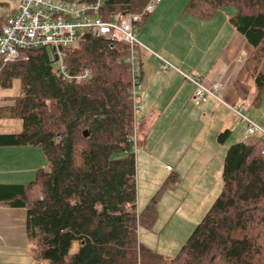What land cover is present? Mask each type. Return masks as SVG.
Masks as SVG:
<instances>
[{"label":"trees","instance_id":"16d2710c","mask_svg":"<svg viewBox=\"0 0 264 264\" xmlns=\"http://www.w3.org/2000/svg\"><path fill=\"white\" fill-rule=\"evenodd\" d=\"M149 1L106 0L103 16L138 13ZM230 6L235 30L252 47L264 45V0H190L187 10L206 18ZM63 53L69 72L89 67L93 78L63 81L50 47L25 49L0 69L1 87H11L17 78L21 89L0 106V118L22 121L21 131L0 132V146H38L50 165L27 183L0 184V204L27 210L28 239L38 246L36 264L40 259L44 264H264V137L228 147L221 193L179 253L167 258L141 242L138 229L154 226L159 197L180 177L172 173L138 209L132 145L141 126L130 93L128 45L111 46L83 33ZM253 79L252 104L259 106L264 72ZM230 135L226 129L218 141L225 143Z\"/></svg>","mask_w":264,"mask_h":264},{"label":"crops","instance_id":"0c3cea01","mask_svg":"<svg viewBox=\"0 0 264 264\" xmlns=\"http://www.w3.org/2000/svg\"><path fill=\"white\" fill-rule=\"evenodd\" d=\"M18 1L0 0V24L14 12ZM189 2L161 0L142 23L143 28L137 30L138 39L144 45L139 49L142 73L139 113L143 115V120L152 117V120L149 119L147 139L153 137L157 148L161 144L160 153L164 151L167 161L166 171L178 173L182 184H197L196 193L199 192L200 196L194 199H201L204 203L212 191L202 186L211 184L214 178L222 175L228 147L235 141L244 140L245 123L242 121L241 140L234 138L231 142L220 144L218 135L228 124L225 123V117L219 116L227 115L226 110L230 108L227 104L236 108L238 103H242V108L247 106L249 96L255 95L256 85L253 87L250 80L257 73L264 72V45L252 47L230 24L229 17L236 12L233 7L213 12L206 18H198L187 10ZM169 8L178 9L180 14L177 19L170 18ZM222 36L225 41L220 44ZM174 38L186 42L188 50L179 52L172 41ZM163 60L171 64L166 71L161 68ZM184 74H196L208 83H223L227 104L209 97L206 102H201L205 105L197 106L192 101L196 86L186 80ZM5 104L9 103H1L0 106ZM220 104L226 109L221 108ZM139 113L136 122L141 125L146 120L137 121ZM208 113L216 116V121L213 131L206 132V127L199 126L198 121L199 116L203 120V116ZM253 116L252 120L264 127L258 121L261 120L258 114L254 113ZM188 136L192 137L191 146L187 149ZM221 145H228L224 152ZM161 156L159 154L158 158ZM49 166L38 146H0V184L27 183L35 178L38 169H47ZM144 196L139 195L140 201ZM27 221L25 208L0 204V264L38 263L33 243L28 239Z\"/></svg>","mask_w":264,"mask_h":264},{"label":"built area","instance_id":"2783aa9c","mask_svg":"<svg viewBox=\"0 0 264 264\" xmlns=\"http://www.w3.org/2000/svg\"><path fill=\"white\" fill-rule=\"evenodd\" d=\"M161 0H150L141 12L124 15L103 16L106 0H19L14 12L0 28V69L9 62L21 58L22 51L36 47H50L54 53V66L59 77L73 84H81L93 78L89 67L71 73L63 63V49L75 45L83 33L107 40L111 46L125 43L129 54L125 61L131 67V99L135 115L140 110L139 98L142 92L141 60L139 49L144 45L138 39L137 25L153 12ZM171 64L163 60L161 68L166 71ZM186 80L195 84L194 99L206 102L209 97L227 104L224 100L225 85L219 81L208 83L204 78L184 74ZM233 108L245 123L244 137L250 141L253 136L264 137V127L244 116L241 109ZM136 142V133L133 135Z\"/></svg>","mask_w":264,"mask_h":264},{"label":"rangeland","instance_id":"374dc122","mask_svg":"<svg viewBox=\"0 0 264 264\" xmlns=\"http://www.w3.org/2000/svg\"><path fill=\"white\" fill-rule=\"evenodd\" d=\"M169 12L170 18L173 20L177 19V16L180 14L177 8H169ZM142 26L143 24L137 25V29L141 30V28H143ZM172 41L179 48V52L187 51L189 48V46L184 41L182 42L180 40H176V38H174ZM223 41H225L224 36L221 37L220 44H222ZM250 82L252 83V86L255 87L254 79L250 80ZM20 92V80L17 78L13 80L11 87L4 88L0 86V104L12 102L13 98L20 95ZM253 95L254 94L249 96V99L246 102L247 106L240 108L242 103H238L235 109H241L243 115L249 119H252V117H254V113H257L259 118H261V120L258 119V121L264 126V95L262 104L257 108L251 103ZM223 98L228 102L225 94L223 95ZM192 101L200 107L205 105L201 102H197L194 97ZM231 106L233 107L232 104ZM220 107L226 109L223 105ZM226 112L227 115H220L219 118L225 117V123H227L228 126L223 127L220 133L226 129L230 131L233 130L227 141L231 142L234 138L239 140L243 136V122L241 116L231 107L227 109ZM144 113H146V111L143 112V114ZM215 117L208 113V115L203 116V120H201L202 116H199L200 119L198 121V125H204L206 127L204 131L209 132L215 126ZM149 119L152 120V117ZM149 119H144L146 120L144 121L143 115L141 116L139 113L137 121L144 122L140 125L141 128L138 142H133L132 145L133 150L136 153L137 204L139 210H141L147 201L161 189L162 184L171 175V172L166 171L167 161L165 160L164 151H162V154L160 153L161 144H159L157 148L156 143L153 141V137H151L149 140L147 139L150 128ZM205 121H208V123H205ZM21 129V119L9 117L0 118V132H19ZM191 137L192 136H188L187 138V149L189 146H191ZM253 139H255L254 136L251 137V140ZM221 147H223L224 152L228 145H221ZM137 149L139 150L138 152L136 151ZM159 154L163 157L161 156V158H158ZM122 155L123 154H117V156ZM217 161L218 160H216L215 163ZM48 169L49 167L45 170ZM222 185V175L219 178H214L211 184L203 185L202 187L207 186V190H211L212 192H209L206 201L202 203L201 199L198 201L194 199V197L200 196L199 192L196 193L197 184L194 185L193 183L187 182L182 184L180 181L171 183L170 187L165 189L163 194L159 197L158 219L156 223L151 229L139 227V240L147 244L152 249H155L158 253L164 255L165 257L174 258L179 253L182 245L192 234L197 224L202 220L206 212L209 210L215 199L221 193ZM140 194L145 195L143 198H141V201L139 198ZM31 243H33L32 246L34 247V255L36 256L38 246L35 242ZM40 263L44 264L45 260L40 259Z\"/></svg>","mask_w":264,"mask_h":264},{"label":"water","instance_id":"95a60500","mask_svg":"<svg viewBox=\"0 0 264 264\" xmlns=\"http://www.w3.org/2000/svg\"><path fill=\"white\" fill-rule=\"evenodd\" d=\"M84 134H85V136H87L89 133H88V131H87V130H85Z\"/></svg>","mask_w":264,"mask_h":264},{"label":"bare ground","instance_id":"6f19581e","mask_svg":"<svg viewBox=\"0 0 264 264\" xmlns=\"http://www.w3.org/2000/svg\"><path fill=\"white\" fill-rule=\"evenodd\" d=\"M118 44V43H117ZM262 127V126H261Z\"/></svg>","mask_w":264,"mask_h":264}]
</instances>
